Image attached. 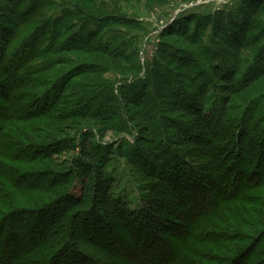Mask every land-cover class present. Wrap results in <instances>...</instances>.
Listing matches in <instances>:
<instances>
[{
    "label": "rangeland",
    "instance_id": "374dc122",
    "mask_svg": "<svg viewBox=\"0 0 264 264\" xmlns=\"http://www.w3.org/2000/svg\"><path fill=\"white\" fill-rule=\"evenodd\" d=\"M43 1L16 0L26 5L22 17L35 13L28 25L16 14L18 4L0 0V12L11 20L8 30H0V136L8 147L13 141L0 162L12 175L38 177L69 173L78 160L77 189L93 170L92 195L110 215L114 238L103 253L93 232L85 239L77 231L78 264H149L131 257L132 251L115 254L116 243L127 240L133 248L136 242L124 224L132 223L130 216L122 221L115 213L119 201L135 214L147 210L142 222L160 238V251L175 249L180 227L188 233L209 214L202 232L213 237L206 245L211 249L197 248L211 262L202 264H228L237 252L257 264L264 258V0H52L55 7H42ZM68 8L80 15L70 20L73 30H48L49 18L61 19ZM32 29L38 33L29 37ZM80 44L100 46L101 53L76 49ZM51 46L62 49L44 56ZM47 92L52 98L42 101ZM79 94L88 100L83 107L74 102ZM41 102L54 111L28 118ZM10 109L20 113L12 117ZM77 112L85 113L75 118ZM84 135L98 149V162L80 154ZM22 146L36 151L32 159L12 160ZM241 146L260 179L240 182L239 172L248 168ZM225 170L234 184L223 186L222 194L210 185L215 201L194 207L187 197L197 193L189 182L193 174L206 180V190L209 179L215 182ZM7 178L0 177L4 193L21 201L23 194H10ZM241 194L246 201L238 200ZM222 223L226 230L217 226Z\"/></svg>",
    "mask_w": 264,
    "mask_h": 264
},
{
    "label": "trees",
    "instance_id": "16d2710c",
    "mask_svg": "<svg viewBox=\"0 0 264 264\" xmlns=\"http://www.w3.org/2000/svg\"><path fill=\"white\" fill-rule=\"evenodd\" d=\"M5 2L10 3H16V0H3ZM52 0H44L40 6H54L52 4ZM38 7L39 10L41 7ZM25 3H22L20 6L16 7V14L20 17L19 20L22 21V23L30 24L33 21V17L35 16V13L32 12L28 15L21 16L26 10ZM76 7V6H75ZM74 7V9H75ZM73 9V7H71ZM72 9L68 8L67 11L63 12V17L61 19H57V21L52 17L49 18V25L48 30H55L56 34H58L61 30L65 31H72L70 25V20L75 19L76 16H80L78 13H74ZM5 12V11H4ZM8 12V11H7ZM88 17H91L88 15ZM85 18V16H84ZM20 21V22H21ZM11 24V20L7 17H3V13L0 12V30L3 29V31L8 30V25ZM52 24V25H51ZM16 26V24H15ZM56 28V29H54ZM33 31L30 33L31 35L29 37H33L38 31L36 29H32ZM44 34V33H43ZM53 34V33H52ZM54 35V34H53ZM57 36V35H56ZM55 36V37H56ZM87 46L80 44L76 45L75 48L78 50H84ZM97 47V46H96ZM41 48V47H40ZM40 48H36V52L38 53ZM58 48V49H57ZM60 48L62 47L58 46L56 48L52 47L47 49L45 48L44 56L48 53H57ZM100 49L95 47H87L88 51L94 50L101 53L102 47L99 46ZM105 48V47H104ZM42 49L40 52L42 54ZM107 50V49H106ZM105 51V49H104ZM8 62V61H6ZM10 62H8L5 65H8ZM5 65L2 63V67L6 70ZM78 70V69H77ZM21 71V70H19ZM75 71L71 73V75ZM23 73V72H22ZM22 78V77H21ZM21 78H17L18 81ZM18 83L15 84V86ZM18 88V87H17ZM160 90V88H158ZM51 94L44 93L42 95V98L46 99V96L49 97ZM101 97V96H100ZM52 98V96H50ZM98 98V97H97ZM132 103L136 101V99H132ZM84 100V98L79 94L76 98H74V102H78L80 107H83L87 102ZM91 105H93V101H90ZM90 105V106H91ZM49 106V103L39 104L37 106V109L40 110L37 113H34L33 115H28V118H40L45 115H48L50 112H53L55 107L53 108H46ZM56 106V105H55ZM86 107L87 109L90 108ZM10 116H14L15 114H19L20 112L12 111L10 109ZM89 112V111H88ZM87 114H96L98 113L95 111H90ZM85 112L78 113L77 115L72 114L75 118H78V115H81L82 117ZM9 116V115H8ZM12 116V117H13ZM72 117V116H71ZM63 119V118H62ZM103 122L105 123L104 119ZM108 123V121L106 122ZM105 123V124H106ZM66 123L63 124L65 126ZM2 136V135H1ZM0 136V155L2 154L3 158H5L7 155L3 153H7L9 150H11V145L13 144L12 140H10L9 147L5 144L8 143L5 140H3V137ZM85 139L82 142V140L78 143V148L80 154H82L83 159L88 160L92 163L98 162L97 160L100 158V155L98 153V149L94 147L93 143L87 139V135H84ZM3 140V141H2ZM62 140V139H60ZM5 144V145H4ZM61 146L62 143L60 144ZM65 145V144H64ZM7 146V147H6ZM19 146L16 145L15 148ZM29 146V145H27ZM76 145H71L68 148H72V150L75 149ZM263 147V148H262ZM18 149V148H17ZM24 146H22L21 149L13 151L11 158L13 159H21L23 156V159L29 156H33V154L36 152L31 151H24ZM264 145L261 146V149L259 150L260 154H264ZM14 150V149H13ZM33 150V149H32ZM216 150V149H215ZM66 151H71L70 149H67ZM263 151V152H262ZM258 152V151H257ZM262 152V153H261ZM47 151L42 152L41 154H47ZM247 153V152H246ZM245 149L243 146L240 147L238 154L242 157L243 165H246L248 168L244 172H239L241 175H243V178L240 180L243 181L244 178L247 179V182H252L253 180H256L259 178L257 176L256 172H253L252 169H255L252 162H249L248 160L244 159L245 156ZM40 154V153H39ZM258 154V153H257ZM47 156V155H46ZM32 159L29 158L28 161ZM46 159H50V157H47ZM241 162V163H242ZM246 162V163H245ZM5 163L0 162V177H8L7 175H10L12 172L11 169H7V167L4 165ZM76 166L73 167V169L69 173H61L57 175L54 174H48V175H41L38 177H34L35 175H18V174H11L9 178L11 177V192H16L17 194H23L22 200L20 201L19 196L12 195L11 197H8L7 194L4 193L5 187L1 186L2 181H0V260L5 261V264H78V257L77 252L78 249L75 248V235L77 231H80L84 233L85 239H90L91 233L93 232L96 236V239H94L95 244L101 249L107 252L108 248L110 247L109 243L112 237L113 230L115 231V227L111 225L110 221V215L107 214V212L102 211V206L97 202L95 196L93 197L92 193L95 191L91 188L92 185V171L89 172L88 175H86L84 179V184L80 187V189H77V181L74 183L73 181V174L75 171H77L76 168L82 167V162L75 161ZM10 168V167H9ZM13 168V167H12ZM104 167L96 168V175H98V182H102V179L104 177ZM5 169V171H4ZM15 170V169H13ZM228 171L225 170V175L218 176L217 180L213 182V179H209L208 189L203 190L202 188H206L207 185H204V180L202 177L199 178V176L194 175L192 176L193 179H191L189 182L191 183L192 188H196L197 193L195 195H187L188 199L192 201V205L195 206H202L204 204L209 205L210 203H213L215 200L212 199L210 192H211V186H214V189L216 192H222V187L225 185H232L234 184L232 180L228 179ZM238 173V174H239ZM76 174V173H75ZM7 178V179H9ZM233 178V177H232ZM236 179V177L234 178ZM260 179V178H259ZM193 180V181H192ZM198 180V184L196 182ZM172 182L176 181L173 180ZM180 182V181H179ZM239 182V179L236 180V183ZM212 183V184H211ZM52 184V185H50ZM179 186V184H178ZM4 187V188H2ZM55 188H57L55 190ZM13 190V192H12ZM93 191V192H92ZM27 192H34L37 195L33 194H26ZM210 194V195H209ZM209 195V196H208ZM26 197V202L23 201V198ZM214 198V197H213ZM239 201H246L244 199V195L241 194L239 197H237ZM236 198V199H237ZM112 202V201H111ZM25 203L28 204L29 207H25ZM115 213L122 221L126 220L129 216V218L132 220V223H125L127 224V230L129 231V235H132L134 233L135 240L133 248H131L129 245L130 243H127L129 241L125 240L126 242H123L125 244V247H123V243L118 244L116 243L117 247L115 250V254L118 256H123L128 254L130 251H132L131 257L136 258L139 260L142 256V258L146 261H148L149 264H202L206 263L211 260V257L205 252L199 251L197 246H200V249H211L207 247L206 245L212 241V238L210 237L209 232L206 234H203L202 232V223L205 222L207 219H210L211 217L208 215H204L200 217L199 220H196V222H193L191 230L186 233L184 227L179 229V237L182 240L180 245H178L175 249H170L171 247L166 246L164 251H160L158 248V242H160V238L156 236V233L150 229V231L147 229L148 226L143 221L144 216L148 213L147 210H139L136 214L137 216L141 215L143 218H136V214L129 211L124 205L121 204V202L115 203ZM103 205V204H102ZM102 211L105 213H99ZM216 211L214 214L217 213L218 208L214 209ZM121 221V222H122ZM228 224V223H227ZM219 226L222 230L227 227L228 225H224L223 223ZM151 228V227H149ZM147 229V230H145ZM227 228H225L226 230ZM147 231L146 234H144ZM91 232V233H90ZM144 232V233H142ZM202 232V233H201ZM206 235V236H205ZM77 236V235H76ZM93 238V237H92ZM106 239V240H105ZM92 240V239H91ZM137 243V244H136ZM76 249V250H75ZM8 250L9 252H7ZM175 250V251H174ZM211 251V250H210ZM250 255H254L253 252L249 253ZM246 255L244 252H237L235 254V257L233 260H231L228 264H250L248 259H246ZM213 261V259H212ZM88 261L85 260V264H87ZM96 262V261H95ZM211 262V261H210ZM256 264V263H255ZM257 264H264V258L257 261Z\"/></svg>",
    "mask_w": 264,
    "mask_h": 264
}]
</instances>
